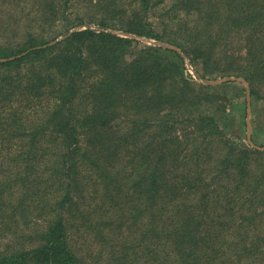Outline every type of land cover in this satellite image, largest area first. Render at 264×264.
<instances>
[{"label":"trees","instance_id":"trees-1","mask_svg":"<svg viewBox=\"0 0 264 264\" xmlns=\"http://www.w3.org/2000/svg\"><path fill=\"white\" fill-rule=\"evenodd\" d=\"M165 1L0 0V264H264V149L223 96L174 48L50 43L167 41L264 101V0Z\"/></svg>","mask_w":264,"mask_h":264},{"label":"rangeland","instance_id":"rangeland-1","mask_svg":"<svg viewBox=\"0 0 264 264\" xmlns=\"http://www.w3.org/2000/svg\"><path fill=\"white\" fill-rule=\"evenodd\" d=\"M172 2L173 0H166L163 5L164 7H167ZM75 8L80 9L78 5L75 6ZM75 8L72 9V11L74 12V13H71L72 16H74L75 13H77V9ZM161 12L159 10L156 11V9H154L151 14L150 19L153 22L155 28L160 31L163 28L162 19H164L167 24V30L169 32H173V33H170L172 34V36H174L173 39L180 38L181 35H179L178 33L183 32V26H179L178 24H176V22L182 21V22H186V24L188 25L194 22L193 16L191 15L184 17L182 18V20H180V19H171L166 16H162ZM0 13H7V12L5 9H3V11H1ZM180 16H184L183 12L180 13ZM83 24L97 25V23L89 22V21ZM83 24H80V25H83ZM61 25H62V22L60 20L56 22L54 26L58 27L56 28V30H58L59 28H63ZM80 25L78 24L76 26H73L69 28V30L77 26H80ZM60 36H62V34L59 35L58 37ZM146 38L149 39V42L139 40L140 44L157 45L155 43H150V40L154 41V39L149 38V37H146ZM159 41L178 48L176 45L170 42L163 41V40H159ZM159 46H162V45H159ZM163 47H168V46H163ZM185 58L188 61V62L185 61L186 74L188 75L190 74L191 78L197 80V82L203 85L211 86L213 90H215L216 92H219L223 96L221 98H218V101L223 102L226 108L227 115L225 116L226 117L225 119H226L227 124L225 126V130L227 131V133L233 137L237 135L240 137H244L246 135V138L248 139V141L251 140V143H253L256 147H260L261 149H264V101L262 99L256 98L255 96H251L250 94H247L246 83L248 84V82L244 79V77L236 76L235 74H227L224 76H217L216 78L208 79V78L202 77L198 73V71L194 68V66L192 65L188 57L185 56ZM194 73H197L201 78L207 81L206 84L203 83L202 81H198ZM243 79L246 81V83ZM208 89H210V87ZM0 162H1V157H0ZM102 216L105 219L111 221L115 215L111 212H108L107 214L102 215ZM96 228H99V227L96 226ZM90 233L84 236V238H86L87 241H89ZM92 237H93V233L91 235V239ZM97 244L103 246L104 248L103 250L109 251L108 247L106 246L105 248V246L99 239L97 240ZM93 245L95 246L96 244H93ZM82 247L83 249L86 248V246H82ZM91 248L93 249L95 247L91 246ZM101 258L102 260L103 258L106 259L107 255Z\"/></svg>","mask_w":264,"mask_h":264},{"label":"water","instance_id":"water-1","mask_svg":"<svg viewBox=\"0 0 264 264\" xmlns=\"http://www.w3.org/2000/svg\"><path fill=\"white\" fill-rule=\"evenodd\" d=\"M88 27L89 28H93L95 30L110 31V32H113V33L118 34L120 36L129 37V38H133V39L142 40V41H148L149 42V39H147L144 36H139V35H136V34H133V33H128V32L121 31V30H117V29L104 28V27L99 26V25L83 24V25H80V26H77L75 28L70 29L66 34H64V35L56 38L55 40L51 41L50 43L56 42V41L64 38L65 36L69 35L73 31H76V30H79V29H82V28H88ZM150 43H155L157 45L168 46L170 48H174V49H176L177 51H179L182 54V52L178 48H176L175 46H170V45H168L166 43H163V42H160L158 40H154V41L153 40H150ZM182 56L184 57L185 61L188 62L187 59L185 58V56L183 54H182ZM194 75L197 77L198 81H202L203 83L206 84L207 81H205L203 78H201L197 73H194ZM245 83H246V81H245ZM246 86H247V94H249V89H248V84L247 83H246ZM249 141L251 143V140H249ZM251 145L255 146L253 143H251Z\"/></svg>","mask_w":264,"mask_h":264}]
</instances>
